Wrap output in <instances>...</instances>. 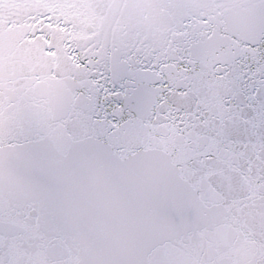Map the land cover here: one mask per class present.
<instances>
[{
  "label": "snow or ice",
  "instance_id": "1",
  "mask_svg": "<svg viewBox=\"0 0 264 264\" xmlns=\"http://www.w3.org/2000/svg\"><path fill=\"white\" fill-rule=\"evenodd\" d=\"M0 264H264V0H0Z\"/></svg>",
  "mask_w": 264,
  "mask_h": 264
}]
</instances>
